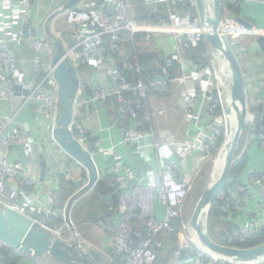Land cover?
<instances>
[{
    "label": "built area",
    "instance_id": "2783aa9c",
    "mask_svg": "<svg viewBox=\"0 0 264 264\" xmlns=\"http://www.w3.org/2000/svg\"><path fill=\"white\" fill-rule=\"evenodd\" d=\"M143 1L159 20L156 22L138 20L132 0H102L99 9L94 13L78 8L69 11L67 18L62 22L63 28L57 32L60 42L66 40L69 33L71 46L65 51L80 81L72 129L77 139L91 151L94 158L95 153L89 146L88 132L78 120L80 110L90 107L99 114L102 104L110 99H116L119 112L117 122L123 126L122 143L125 146L137 147L143 140L154 139L153 133L138 131L136 121L139 106L127 94L132 93L146 101L153 95L168 96L169 81L159 79L154 74L164 67L166 72L175 68L176 64H181L188 52L198 47L205 39L204 29L198 17L195 18L194 15L196 12L194 0ZM252 2L264 4V0H252ZM233 5L237 9L243 7L239 1ZM62 10L57 14L63 12ZM225 11L228 16L227 35L233 47L235 41L244 36H253L257 39L264 36V29L257 28L251 31L238 22L239 18L231 10ZM16 15L19 18L21 13L17 12ZM162 15L164 18L161 19ZM47 25L49 28V24ZM33 33L36 34V31L31 26L28 29V37L22 34L14 39H0V102L7 103L11 107L18 105L14 112L0 115V207H9L20 214L35 217L38 222L45 224L47 218L43 216L44 214H60V212L53 204H48L47 199L38 196L40 175L33 174L21 161H10L8 156L10 149L17 147L27 149L33 141L30 134L23 132L24 123L19 120L21 112L31 105H37L40 125L49 132L48 148L52 147L55 154H60L74 163L65 165L66 167L63 166L58 171L53 169L54 175L49 182L56 184L61 175L70 176L75 172L76 165L80 168L81 166L72 160L54 139V131L59 127L63 109L59 86L54 77L55 65L49 63L45 57L53 38L46 34L33 35ZM141 35L146 41L164 36L172 37L175 44L172 47V54L164 61V67L156 64V72L142 68L136 57L125 58L124 67L135 70L140 76L139 80L132 84L114 69V60L107 59V55L112 53L117 56L124 53L127 40L136 47L137 37ZM25 40H28L30 48L34 51L32 58L34 73L40 80L28 95L22 87L21 96L18 97L14 86L21 83L18 76V55ZM245 51L246 46L240 45L239 55L242 56ZM199 76L207 77L210 85L207 84L205 90L193 92L188 112H192L202 95L208 102V116L219 137L224 129L225 115L220 100L216 98L211 88V81L215 78H212L208 71L193 75V77ZM185 79L183 78L182 81ZM255 133L249 137L248 144L257 143L264 149V135L257 137ZM215 144H206L199 151L210 153L211 156ZM96 145L98 146L99 143L97 142ZM194 146L190 141L156 144L158 152L170 148L180 160H169L157 175L150 178L149 182L140 181L131 169L121 164L118 168L121 171L114 172L108 178V184L119 194L120 200L119 223L109 227L108 232L112 236L116 255L124 264H158L159 254L165 249L161 239L164 233L180 234L181 242L175 255L178 258L182 256L191 258L187 264H224L198 249L191 239L189 223L185 221L188 198L193 191L194 172L191 171V157ZM3 151L4 153H1ZM243 155L244 151L239 159ZM262 190H264V171L255 169L249 171L242 181H233L230 178L225 189L218 195L214 203L219 206L226 221L235 227L232 235H229L231 241L244 244L252 236L264 230ZM157 203L165 209V216L161 220L157 219L155 214ZM3 247L4 245L0 244V257ZM192 253L195 254L194 257L190 256ZM28 260L32 262L31 264H46L43 259Z\"/></svg>",
    "mask_w": 264,
    "mask_h": 264
},
{
    "label": "crops",
    "instance_id": "0c3cea01",
    "mask_svg": "<svg viewBox=\"0 0 264 264\" xmlns=\"http://www.w3.org/2000/svg\"><path fill=\"white\" fill-rule=\"evenodd\" d=\"M72 1L0 0V39H14L23 34L24 20L22 18L26 17L29 8H32L30 25L35 29L36 34L47 35L48 30H50L56 36L58 30L63 28V13L65 14L77 8L94 13L99 9L102 2V0H80L76 7L57 14L58 11L66 8ZM238 1L243 4V7L237 9L238 14L236 16L246 20L258 29H264V4H255L252 0ZM31 2H33L32 6ZM17 12L21 13L19 18L16 15ZM47 24H49V29ZM61 44L64 49L70 48L69 33H67V39L61 41ZM174 44L175 40L172 37L156 38V46L158 45L159 49L155 47L154 52L159 53L162 50L161 57L166 59L172 54ZM242 44L246 46V51L240 56L238 50ZM234 49L244 72L248 88L249 106L254 112L261 114L264 111V53L258 44V39L253 36H244L235 41ZM56 54L57 49L54 43L50 42L48 51L45 53L47 61L54 64ZM33 56L34 51L30 48L28 40H25L22 51L18 55V76L20 82L24 84V88L27 86L31 89L35 88L40 80L34 73ZM177 65L175 76L171 77L170 82H168L170 94L168 96H151L145 106L146 113L150 116L149 118L147 116V123L142 124V120L146 118L138 119V124L136 122L139 132L154 134V139L143 140L137 147L125 146L122 143L123 126L117 122L119 112L116 99H110L102 104L98 111L99 114L90 107L80 110L78 120L88 132L89 146L92 152L95 153V159L101 173L99 181L102 180V186L98 187L100 183L98 182L90 194L77 202L72 211V220L81 241L89 248L99 250L109 260L110 264L116 263V252L108 228L119 223L120 200L117 193L108 187L107 181L114 172L120 170L118 169L119 164L131 169L140 181L149 182L150 178L157 175L169 160H180L170 148L158 152L155 147L156 144L190 141L192 146L196 145L193 148L194 153L191 157V171L195 175V171L200 170V167L207 163L205 160L210 157V153L199 150L206 144L216 143L218 138L216 128L208 116V102L205 101L202 95L192 112H188L190 97L193 92L205 90L207 84L210 85L207 77H193L194 74H204V71H208V63L207 66L201 65L202 67H200L198 64H194L187 55L184 61ZM183 78L186 79L182 81ZM163 79L168 80L167 78ZM214 84L215 82L212 80L211 88L214 87ZM15 110L16 107L0 102V115L12 113ZM37 113V105L29 106L21 112L19 120L24 123L23 132L30 134L33 141L30 142L27 149L20 147L10 149L8 156L10 161H21L33 174L41 175L42 160L39 152L40 148H43V156L47 161V177H45L43 185L40 184L37 193L40 198L47 199L48 204H53L60 211L63 204L82 187L83 182L77 180V177H83V169H77L78 172L75 169L74 173L66 176L67 179L74 182L75 188L67 182H61L60 184L49 182L54 175L53 169L58 171L63 166L74 163L60 154H55L51 149L52 147L48 148L49 132L48 129L42 128L40 125ZM249 137L252 136L247 134L241 151V154L244 151V155L247 154L248 156L246 174L255 169L264 171V149L260 148L257 143L249 145ZM97 142L99 143L98 146L96 145ZM99 150L102 152H99ZM1 153H4V151ZM246 174L244 178H246ZM181 177H183V174ZM261 196L264 200V190H262ZM155 214L159 220L165 216V209L160 203L156 204ZM161 239L165 243V249L159 254L158 264H187L191 261L189 257L178 258L175 255L181 242L180 234L164 233ZM44 262L46 264H56L51 263L50 259H44ZM25 264H29V262L27 261Z\"/></svg>",
    "mask_w": 264,
    "mask_h": 264
},
{
    "label": "water",
    "instance_id": "95a60500",
    "mask_svg": "<svg viewBox=\"0 0 264 264\" xmlns=\"http://www.w3.org/2000/svg\"><path fill=\"white\" fill-rule=\"evenodd\" d=\"M79 1L73 0L62 11L76 7ZM194 1L199 23L204 29L205 40L213 53L217 52L220 55L219 60L216 59L218 66L221 67V62L226 61L230 73L231 102L229 106H226L221 87H219L226 122L225 139L222 146L226 153V165L220 178L212 185L208 183L203 190L190 218L189 232L193 230L198 234L200 244L197 245L193 242L198 249L219 262L224 264H263L264 243L254 247L237 248L217 242L209 232L208 221L212 206L231 178L234 165L239 159L237 154L244 130L247 129V134L252 135L257 131V125H259L260 133L264 135V111L261 114L251 112L248 102V88L241 62L222 23V0H210L214 2H212L215 8L214 18L208 15L207 0ZM32 5L33 2H31ZM31 13L32 8H29L24 19L23 34L26 37L29 36L28 29L31 28ZM238 22L251 31L257 29L256 26L242 18H239ZM212 25L216 27L214 34L208 31ZM33 35L36 34L33 33ZM53 43L57 49V54L54 57V77L59 86L60 101L63 108L59 127L54 131V139L59 147L86 172L87 182L68 199L64 207V220L62 222L59 220L60 214L58 213L44 214L43 216L47 220L45 224H41L35 217L20 214L9 207H0V244L18 252L25 259L44 260L50 258L59 264H110L109 260L99 250L89 248L78 238L79 235L72 220L75 203L87 195L89 191L91 193L94 190L101 178V173L91 151L77 139L72 129L75 101L80 86L78 73L61 42L53 38ZM258 44L264 53V36L258 39ZM23 85V83H18L14 86V91L18 97L21 96ZM25 88H27L25 94H30L31 87ZM17 107L18 105H16ZM248 112L251 114L250 120L247 119ZM233 116L237 121L236 128L232 124ZM39 153L42 160L40 183L43 185L47 161L44 159L42 147ZM65 223H70L71 228L68 225L66 227ZM64 230H69L74 239L66 238L61 234ZM219 237L222 240L229 239L227 230L221 229ZM194 255L192 253L190 256L194 257ZM27 261L31 264L29 260ZM51 263L53 262L51 261Z\"/></svg>",
    "mask_w": 264,
    "mask_h": 264
},
{
    "label": "trees",
    "instance_id": "16d2710c",
    "mask_svg": "<svg viewBox=\"0 0 264 264\" xmlns=\"http://www.w3.org/2000/svg\"><path fill=\"white\" fill-rule=\"evenodd\" d=\"M236 1H238V0H222V10L225 11L226 9H228V10H231L235 15H237L238 10L233 5V3H235ZM132 2H133V5L136 9L138 20L151 21V22H156L157 20H159V18L152 12L153 10L149 9L143 0H132ZM162 11H163V9L160 12L162 13ZM194 15H195V18H197L196 12H194ZM160 18L162 19V18H164V16L162 15ZM143 37L144 36H142V35L137 37L138 40L135 43L136 47H134L132 42L127 40L126 45H125L126 51L124 53L117 55V56L113 55L112 53H108V55H107V59L114 60V69L116 71H118L119 73H121L132 84L136 83L139 80L140 76H139V74H137L135 72V70L126 69L124 67L123 62H124L125 58H127L128 56L136 57L140 63V66L142 68H144L145 70H148L150 72H156L157 71L156 64H159L162 67H164L165 58L161 57V55L163 53L162 50H160L161 52H159V53L154 52L155 47L157 49H159L158 45L156 46V38H152L151 40L146 41ZM147 45H150V46L148 47ZM207 45L208 44H207L206 40L204 39L203 42L198 47L192 48L187 54L189 56L190 60L194 64H198L200 67H202V66L205 67V66H207V63H208V61L206 63V58H207L206 55H208ZM146 46H147V48H145ZM152 48H153V50H152ZM147 51H150V52H147ZM152 52H154V53H152ZM177 66L178 65L176 64L175 68H173L172 70L166 71V72L164 71V68H165L164 67L158 73H156L154 75L156 77H158L159 79L167 78L168 81L170 82V78L175 76V70L177 69ZM127 96L129 98L133 99L135 104H137L139 106L138 118L136 121L137 124H138V119L140 120V118H142V119L146 118V119L142 120V124H146L148 113H146L145 106H146L147 101L142 100L137 96H134L132 93L127 94ZM259 128L260 127L257 126V131H256L257 137H259L261 135ZM224 139H225V130L223 129L221 131V136H219L217 138L215 148L212 151L213 157L218 152V149H220L221 146H223ZM247 161H248V156L246 154L236 162V164L234 165V168H233V172L231 174V179L233 181H242L244 179V176L246 174ZM203 168H205V169L202 170L203 171L202 175L201 176L198 175L199 177L197 176V178H196L197 183L195 182V184H197V186H195V184H194V187H193L194 192L192 191L193 194L195 195V198H193L195 201L194 206L197 203V201L199 200V196L201 195V191L204 187L205 180L207 179L208 173L210 172V161H207V163L204 165ZM61 182L62 183L67 182V184H70L75 188L74 182L67 179L66 176H62V175L60 176L58 183L60 184ZM99 182L100 183L98 184V187L102 186V183H101L102 180ZM107 185L112 191L117 193L114 189H112L110 187V185L108 183H107ZM117 195L119 197L118 193H117ZM86 196H84V197H86ZM189 204L190 203L187 202L186 213L189 212L188 211ZM208 222H209L208 223L209 232H210L211 236L213 238L217 239L218 242L223 244V245L237 246L239 248H248V247H254L256 245L264 243V230L258 234H255L254 236H252L244 244H239L237 242H233L230 239H227V240L220 239L219 231L221 230V228H224L225 230H227L229 235H232V232L235 229V227L226 221L225 215L220 211V208L216 203H214L212 206ZM163 251H164V249H163ZM115 259H116L115 264H124V262L121 261L119 256L115 255ZM23 260H25V257L22 256L21 254H19L18 252L14 251L12 249H9L5 246L2 248V257H0V263L1 264H22ZM50 261H52L53 263L59 264V263L55 262L54 260L50 259ZM26 263H27V261H26Z\"/></svg>",
    "mask_w": 264,
    "mask_h": 264
},
{
    "label": "rangeland",
    "instance_id": "374dc122",
    "mask_svg": "<svg viewBox=\"0 0 264 264\" xmlns=\"http://www.w3.org/2000/svg\"><path fill=\"white\" fill-rule=\"evenodd\" d=\"M227 12L226 11H224V10H222V23H223V25H224V28H225V30H226V32H227V19H228V16H227V14H226ZM67 14H68V12H66L65 14L63 13V15H64V18H63V20H65L66 18H67ZM47 35H49L50 37H52V38H54L55 40H58V38H59V36L58 35H56V36H54L52 33H51V31L49 30V33L47 34ZM208 44V43H207ZM207 47H208V55H207V58H206V62L208 61V65H209V70H208V72L212 75V78H215V84H214V87H213V90H214V92H215V96H216V98H218L219 100H220V102H221V107H222V112H224V110H223V101H222V95H221V92H220V90H219V84H218V76H217V72H218V64H217V62H216V58H215V55H214V53H213V50L210 48V46L209 45H207ZM67 50V49H66ZM207 71V70H206ZM26 90V89H25ZM250 109H251V107H250ZM253 110L251 109V112H252ZM254 112V111H253ZM225 128H226V122H225V124H224V130H225ZM247 129H245L244 130V133H243V137H242V142H241V146H240V149H239V152H238V154H237V157H239L240 156V154H241V151H242V149H243V145H244V141H245V138H246V135H247ZM221 148H222V146H221ZM221 148L220 149H218V152L216 153V155L213 157H209V159H206L205 161L207 162V161H210V172L208 173V177H207V179L205 180V183H204V187H203V189H202V191H201V195H202V192H203V190L205 189V187L208 185V183L210 182V180H211V177H212V174H213V171H214V166H215V164H216V159H217V156H218V154H219V152H220V150H221ZM204 166H202V167H200V170H196L195 171V175H194V179H193V187H194V184H195V182H196V178H197V176L198 175H202V173H203V171L202 170H204L205 168H203ZM75 169H76V171H77V169H80V167L79 166H75ZM78 172V171H77ZM83 172V177H77V180H79L80 182L82 181L83 183H82V186H84L85 184H86V182H87V179H86V172L85 171H82ZM78 176V175H77ZM199 177V176H198ZM197 183V182H196ZM195 186H197V184H195ZM195 189V188H194ZM194 192V191H193ZM193 192H191L190 193V195H189V198H188V202L190 203L189 204V208H188V213H186V215H185V221H186V223H189V221H190V218L192 217V214H193V211H194V209H195V206H196V204H195V206H194V199L193 198H195V195L193 194ZM201 195L199 196V199H200V197H201ZM67 201V200H66ZM198 202V201H197ZM66 203L67 202H65L64 204H63V207H62V210H60L59 212H60V215H59V220L62 222L64 219V216H63V213H64V207H65V205H66ZM77 204V202L75 203V205ZM75 207V206H74ZM74 209V208H73ZM209 223V222H208ZM66 224V223H65ZM209 227V226H208ZM221 229H224V228H221ZM61 234H63L66 238H69V239H74V237H73V235L71 234V232L70 231H68V230H64L63 232H61ZM79 235V234H78ZM212 237V236H211ZM217 237V236H216ZM78 238L81 240V238H80V236H78ZM213 238V237H212ZM214 240H216L217 242H218V240L217 239H215V238H213ZM49 259V258H48ZM23 262V263H22ZM21 263L22 264H25L26 263V261L25 260H23ZM42 264H44V263H42Z\"/></svg>",
    "mask_w": 264,
    "mask_h": 264
},
{
    "label": "bare ground",
    "instance_id": "6f19581e",
    "mask_svg": "<svg viewBox=\"0 0 264 264\" xmlns=\"http://www.w3.org/2000/svg\"><path fill=\"white\" fill-rule=\"evenodd\" d=\"M212 2L213 1L207 0L208 13H209L208 15L211 16L212 18H214V16H215V8H214V4H213L214 2L213 3ZM215 28H216L215 25H212V27L209 28L208 31H210V32L213 33ZM214 55H215V58L217 60H219L220 55L217 52H214ZM220 65H221V67L218 66V72H217L218 84H219V87H221L222 94H223L224 100L226 102V106H229V104L231 102V91H230V87H229V83H230V73L228 71L226 61H222ZM248 110H249V108H248ZM247 119L248 120L251 119L250 112H248ZM232 124L236 128L237 121H235V117L234 116H233V119H232ZM225 165H226V153H225V151L222 148L220 150L218 156H217V159H216V164L214 166V171H213L211 180L209 182L210 185L214 184L220 178V176H221V174L223 172V169H224ZM89 192H88V194H89ZM67 225L71 228L70 223L66 224V227H67ZM190 236H191L192 241L195 244H197V245L200 244L199 243L200 239H199L198 234H196V232H194L193 230H191L190 231Z\"/></svg>",
    "mask_w": 264,
    "mask_h": 264
}]
</instances>
